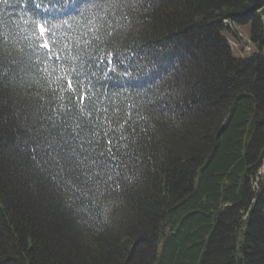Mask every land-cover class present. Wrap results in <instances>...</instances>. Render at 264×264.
<instances>
[{
	"label": "trees",
	"instance_id": "16d2710c",
	"mask_svg": "<svg viewBox=\"0 0 264 264\" xmlns=\"http://www.w3.org/2000/svg\"><path fill=\"white\" fill-rule=\"evenodd\" d=\"M102 5L0 3V264H264V190L252 186L264 157V55L236 58L222 36L225 21L249 24L262 49L264 0ZM36 24L78 57L62 66L77 68L88 119L119 120L116 162L93 150L105 139L78 147L93 139L87 129L73 144L88 157L79 175L32 158L52 107ZM152 73L166 80L141 82Z\"/></svg>",
	"mask_w": 264,
	"mask_h": 264
},
{
	"label": "snow or ice",
	"instance_id": "6c2138e0",
	"mask_svg": "<svg viewBox=\"0 0 264 264\" xmlns=\"http://www.w3.org/2000/svg\"><path fill=\"white\" fill-rule=\"evenodd\" d=\"M7 2L8 0H0V3L6 4ZM125 2L126 0H103L102 6L115 8L123 6ZM36 6L40 7V5ZM90 23L93 24L96 32H100L104 25L102 18L96 22ZM36 29L37 31L34 32L33 35L37 40H39L40 37H44L45 33L48 31L43 24H36ZM96 38L99 39V36ZM36 47L37 49H47V51L37 54L36 67L38 71L44 74L46 78L45 83L51 88V96L48 103L52 107L50 108V114H45L44 116V119L49 121L50 127L37 129L32 158L37 160L38 163L43 161L44 164L51 168H60L61 171L68 170L79 175L88 157L85 156L84 159H80L84 153L77 151L76 147H73V144L79 139L81 132L87 129L90 131L93 139L81 141L78 147L81 149H83L85 145L92 147L94 139H105L106 142L103 145L97 143V147L93 150L98 151L99 156L107 155L113 162H116L115 156L112 155L111 146L113 145V139L109 138V136L110 132L115 131V129L110 126L113 123L119 124V120L116 118H109L107 115L104 117L106 123L100 122L99 117L95 120L88 119L91 113L86 111L87 105L85 101L90 98L82 92L77 68L74 65L70 67L62 66L71 65V61L78 57L64 55V49L55 50L47 39H45L43 43H37ZM5 58V53L0 51V79H7L9 76V72L3 70ZM73 73H76V79L70 78ZM41 108H43V105H41ZM104 111L106 112L107 110L105 109ZM54 115H62L69 118L76 116L77 122L74 126L68 125L66 122L61 124L53 119ZM106 126L109 127V131H104L103 136L100 137L98 130ZM69 129L72 133L70 138L65 135V132H68ZM100 147H103L104 151H99ZM62 149H70V151H63ZM57 157H59V159H57ZM93 163L96 162L93 161Z\"/></svg>",
	"mask_w": 264,
	"mask_h": 264
},
{
	"label": "rangeland",
	"instance_id": "374dc122",
	"mask_svg": "<svg viewBox=\"0 0 264 264\" xmlns=\"http://www.w3.org/2000/svg\"><path fill=\"white\" fill-rule=\"evenodd\" d=\"M236 32L239 35V36L236 37V39H235V37L232 34H227L229 42L235 43V44H232V47L234 49V55L235 56H240V57L249 56L253 52V47L250 45V41H249L250 27L248 25L241 26V27L237 26ZM240 36H242V37H240ZM165 80H166V77H165V79H163V81H165ZM136 86H139V85L137 84ZM169 96L172 97L170 92H169ZM176 113H175V115H179L177 111H176ZM259 173H260V175L264 176V165L261 168ZM252 184H253L252 185L253 189L256 192V190H257L255 188L256 182H252ZM124 235L126 236V234H124Z\"/></svg>",
	"mask_w": 264,
	"mask_h": 264
}]
</instances>
